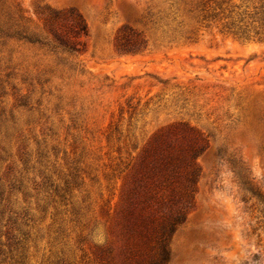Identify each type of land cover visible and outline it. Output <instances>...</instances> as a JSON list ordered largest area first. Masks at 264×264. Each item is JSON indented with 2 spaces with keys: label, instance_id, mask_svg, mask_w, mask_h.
Returning <instances> with one entry per match:
<instances>
[{
  "label": "rangeland",
  "instance_id": "rangeland-1",
  "mask_svg": "<svg viewBox=\"0 0 264 264\" xmlns=\"http://www.w3.org/2000/svg\"><path fill=\"white\" fill-rule=\"evenodd\" d=\"M221 1L0 0V20L19 8L38 37L75 36L76 18L87 30L73 54L0 42V264H104L133 167L182 130L205 151L168 264H264V217L230 171L241 161L264 196V36L224 31L209 18ZM225 2L262 19L264 0Z\"/></svg>",
  "mask_w": 264,
  "mask_h": 264
},
{
  "label": "trees",
  "instance_id": "trees-1",
  "mask_svg": "<svg viewBox=\"0 0 264 264\" xmlns=\"http://www.w3.org/2000/svg\"><path fill=\"white\" fill-rule=\"evenodd\" d=\"M225 3V0L219 2V12L212 13L209 18L218 17L219 21H223V30L238 38L263 39L264 11L250 15L253 19L261 14L262 19H253L252 23L246 24L240 14H235L234 18L232 10L223 9ZM58 19L59 16L55 15L48 22L52 24ZM23 21L19 8H15L12 14L6 13L4 20H0V42L17 35L31 44L47 47L54 54H73L80 46L76 37L85 35L87 31L84 22L76 18L73 28L77 36L53 33V38L48 39L28 32ZM136 45L124 36L117 39L118 48L126 52L135 51ZM178 131L174 128L171 137H175ZM182 131V140L173 142L167 136H159L133 167L121 209L123 244L116 254L104 246L97 247L104 264H168L169 241L186 220L198 176L196 160L205 151L204 139L200 135ZM232 165L230 171L241 201L246 204L254 199L256 208L264 217V196L254 185L251 173L241 161Z\"/></svg>",
  "mask_w": 264,
  "mask_h": 264
}]
</instances>
